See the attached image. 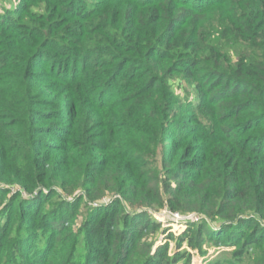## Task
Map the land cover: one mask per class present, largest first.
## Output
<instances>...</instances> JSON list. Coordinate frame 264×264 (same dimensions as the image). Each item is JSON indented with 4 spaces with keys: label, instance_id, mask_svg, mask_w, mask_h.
Here are the masks:
<instances>
[{
    "label": "trees",
    "instance_id": "1",
    "mask_svg": "<svg viewBox=\"0 0 264 264\" xmlns=\"http://www.w3.org/2000/svg\"><path fill=\"white\" fill-rule=\"evenodd\" d=\"M2 1L0 264H264V0Z\"/></svg>",
    "mask_w": 264,
    "mask_h": 264
},
{
    "label": "rangeland",
    "instance_id": "2",
    "mask_svg": "<svg viewBox=\"0 0 264 264\" xmlns=\"http://www.w3.org/2000/svg\"><path fill=\"white\" fill-rule=\"evenodd\" d=\"M4 2L7 6H9L10 3H12V0H4ZM178 92H185V89H188L186 85H183L181 90L179 87L176 88ZM190 89V88H189ZM188 89V90H189ZM191 92V91H189ZM190 99L193 98V94L191 92ZM153 216L160 222H162V225L165 227H168L172 232H174L176 235L180 234L184 229H185V224L183 222H180L181 220L176 221L175 218H171L169 214L162 210V211H155L153 212ZM220 247L217 246H211V245H205L203 248L207 250L205 254H200L196 250H191L193 257H192V262L191 264H208L210 261L214 260L217 258L221 252L228 250L226 247L223 245H219ZM185 247V246H182ZM181 247V248H182Z\"/></svg>",
    "mask_w": 264,
    "mask_h": 264
},
{
    "label": "built area",
    "instance_id": "3",
    "mask_svg": "<svg viewBox=\"0 0 264 264\" xmlns=\"http://www.w3.org/2000/svg\"><path fill=\"white\" fill-rule=\"evenodd\" d=\"M173 218L176 219V221L181 220L180 222L185 223L184 221L187 219L197 220L198 216L190 214V215H180L178 213H171Z\"/></svg>",
    "mask_w": 264,
    "mask_h": 264
}]
</instances>
